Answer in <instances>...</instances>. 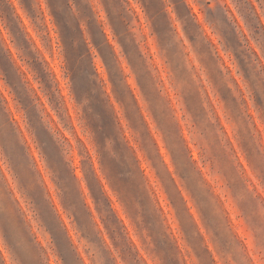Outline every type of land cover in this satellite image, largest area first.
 Here are the masks:
<instances>
[{"label": "clouds", "instance_id": "1", "mask_svg": "<svg viewBox=\"0 0 264 264\" xmlns=\"http://www.w3.org/2000/svg\"><path fill=\"white\" fill-rule=\"evenodd\" d=\"M0 264H264V0H0Z\"/></svg>", "mask_w": 264, "mask_h": 264}]
</instances>
